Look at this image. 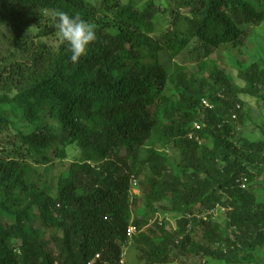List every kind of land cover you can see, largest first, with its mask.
<instances>
[{
	"label": "trees",
	"instance_id": "trees-1",
	"mask_svg": "<svg viewBox=\"0 0 264 264\" xmlns=\"http://www.w3.org/2000/svg\"><path fill=\"white\" fill-rule=\"evenodd\" d=\"M167 5L0 0L9 47L0 131L17 124L0 148V264H89L97 255L95 264H120L123 253L126 264H264V202L253 184L264 176V140L237 138L250 121L241 98L264 101V66L239 69L244 87L225 72L226 54L259 38L264 0ZM58 12L96 26L75 64L64 41L55 49L29 39L57 33ZM218 206L225 213L213 219ZM157 214L175 219L176 231L149 226ZM131 217L143 231L129 241Z\"/></svg>",
	"mask_w": 264,
	"mask_h": 264
},
{
	"label": "rangeland",
	"instance_id": "rangeland-1",
	"mask_svg": "<svg viewBox=\"0 0 264 264\" xmlns=\"http://www.w3.org/2000/svg\"><path fill=\"white\" fill-rule=\"evenodd\" d=\"M129 0H124V2H128ZM150 1V0H135V4L140 8L144 7L145 4ZM157 3H161L163 8L168 7L167 3L169 4V0H155ZM168 16H164L161 20V24L163 23L164 26L162 28L166 29L168 26L166 24V19ZM259 35L252 45L250 42L247 43V46L242 49L241 54H234L232 52H228L227 55V61L228 64L225 66V72L227 75L232 76V78L236 81V83L242 87L245 86V83L238 77V72L240 68L247 69L254 63H259L260 65L264 66V25L258 30ZM39 34V30H32L29 35V39L34 40V41H42L48 45H50L53 48H58L62 39L55 34H49L48 36H43L39 37L37 36ZM251 45V46H250ZM8 45L1 40L0 41V60L6 53L9 52ZM163 62L166 66V70L170 71L171 70V62L170 59L167 56H163ZM241 63L239 66L238 63ZM263 97H264V91H263ZM241 101L244 105V109L248 116L250 117V121L247 122L243 127H241L237 131V138H244L248 139L251 141H259V140H264V101H260L257 99H252L249 97H242ZM18 117L20 116L19 114L17 115ZM17 127V124L13 126V128H7L4 129L3 131H0V148L6 145L9 139H12L14 137L15 132L14 128ZM9 148V147H6ZM77 153L71 152L70 155V160L74 159V156ZM70 166V161H66L63 163L62 170L65 171L68 169ZM56 169L54 172H52V175L56 173ZM39 173H44V169H39ZM264 176H259L257 177L258 179H255L256 183L255 189L257 193L259 194L258 199H260V202H264ZM135 193V192H134ZM133 193V194H134ZM140 189L138 188L137 192L135 195H140ZM224 213H222L220 210L217 211L216 216L214 218H219L223 217ZM166 218V217H165ZM173 220V223H175V219ZM171 220L166 219V222L171 226ZM133 221V218H130V222ZM46 240L49 241V245L51 248L54 247L53 244H51V241L49 237L46 236ZM131 261V258H130ZM132 264H139L138 262H133L131 261ZM181 262H179L180 264ZM173 264H178L177 261H175ZM201 264H205L202 262Z\"/></svg>",
	"mask_w": 264,
	"mask_h": 264
},
{
	"label": "clouds",
	"instance_id": "clouds-1",
	"mask_svg": "<svg viewBox=\"0 0 264 264\" xmlns=\"http://www.w3.org/2000/svg\"><path fill=\"white\" fill-rule=\"evenodd\" d=\"M95 28L93 23L82 19L79 15L70 16L65 12L57 13V35L66 43L71 63H77L95 42L97 38ZM172 229L174 230L173 227Z\"/></svg>",
	"mask_w": 264,
	"mask_h": 264
},
{
	"label": "built area",
	"instance_id": "built-area-1",
	"mask_svg": "<svg viewBox=\"0 0 264 264\" xmlns=\"http://www.w3.org/2000/svg\"><path fill=\"white\" fill-rule=\"evenodd\" d=\"M202 105L208 109H213L214 106L206 99H204L202 101ZM201 128V126L197 123H195L194 125V129H199ZM248 182L246 179L243 180V184H242V188H246ZM139 188V185H138V180L136 178H132L131 179V189H132V192L136 193L137 190ZM134 193V194H135ZM220 210L222 213H225V209H223L222 207L218 206L216 209L212 210V211H209L208 212V215H212L213 216V219H216L214 218L216 216V213L217 211ZM166 217V218H165ZM197 219H202V220H206V216H196ZM166 219H169L171 220V218L168 216V215H162V214H157L153 217H151V219L148 221V225H154L155 223H159L160 225H162V223L164 221H166ZM171 225L172 227L174 228V231H176V223H173V220H171ZM149 226H147L146 228H148ZM141 231L143 230H139L132 222L129 224V226L127 227V231H126V235H127V238L129 239V241H131L133 239V237H135L136 235H138ZM125 253L122 254L121 256V261H120V264H126V258H125ZM100 259V256L97 255L95 257L94 260H92L89 264H95L96 261H98Z\"/></svg>",
	"mask_w": 264,
	"mask_h": 264
}]
</instances>
